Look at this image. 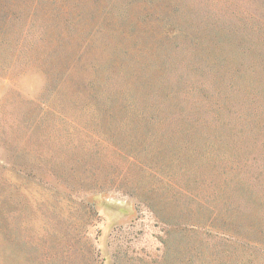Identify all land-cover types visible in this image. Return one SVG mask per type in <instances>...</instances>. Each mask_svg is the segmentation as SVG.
I'll return each instance as SVG.
<instances>
[{
	"label": "rangeland",
	"instance_id": "rangeland-1",
	"mask_svg": "<svg viewBox=\"0 0 264 264\" xmlns=\"http://www.w3.org/2000/svg\"><path fill=\"white\" fill-rule=\"evenodd\" d=\"M137 1L0 0V264H264V154H135L137 118L113 101L130 92L126 44L116 58L107 46L90 76L71 63L100 40L103 13L151 8L161 36L198 47L194 58L222 77L223 63L242 64L237 93L260 92L264 112V0ZM239 156L247 168L219 215L196 219L155 174L181 183Z\"/></svg>",
	"mask_w": 264,
	"mask_h": 264
},
{
	"label": "trees",
	"instance_id": "trees-1",
	"mask_svg": "<svg viewBox=\"0 0 264 264\" xmlns=\"http://www.w3.org/2000/svg\"><path fill=\"white\" fill-rule=\"evenodd\" d=\"M158 5L155 4V7ZM52 13L46 10L47 21H50L48 17ZM144 13V17L131 10L103 13L100 40L92 37L87 46L88 39L84 40L83 47L80 45L75 51L76 59L71 62L74 72L90 76V71L108 57L107 46L112 48V55L116 58L117 48L126 44L125 53L131 64L124 84L130 92L113 101L122 104L124 99V103L132 107L134 118H137L134 122L138 140L135 154H264L261 93L252 91L248 96L247 87L240 95L233 81V75L237 79L235 72H242V64L223 63L228 76L222 77L223 74L216 73L215 66L210 67L214 62L201 63L194 58L198 47L171 44L167 35L162 33L161 36L162 29L153 25L151 8ZM52 28L46 26L44 35H50ZM68 31L58 34L59 38L68 36ZM154 36L158 37L153 40ZM189 51L191 53L187 56ZM114 62L109 64L110 69L115 70L113 75L119 69V62ZM105 68L106 65L98 67L100 70ZM205 68H211L210 73L205 72ZM238 81L246 84L242 73L238 75ZM241 96H244L243 100ZM249 136L258 150L248 149L245 142ZM239 138L242 146L236 145L235 140ZM200 142L208 144L210 149L203 148ZM232 145H236L233 150ZM239 158L232 163L223 158L221 165L215 162L210 166L212 171L202 174L185 173L181 183L176 176L160 173V166L155 174H160L158 183L181 191L185 206L196 219L207 217L210 210L213 214L216 208L219 215L221 204L232 199L236 186L241 182L240 175L247 168L249 159Z\"/></svg>",
	"mask_w": 264,
	"mask_h": 264
}]
</instances>
